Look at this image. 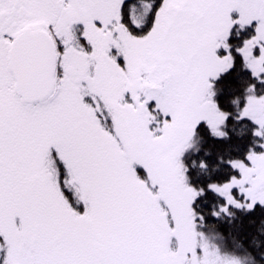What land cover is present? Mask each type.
<instances>
[{
    "label": "snow or ice",
    "instance_id": "obj_1",
    "mask_svg": "<svg viewBox=\"0 0 264 264\" xmlns=\"http://www.w3.org/2000/svg\"><path fill=\"white\" fill-rule=\"evenodd\" d=\"M209 194L264 208V0H0V264H210Z\"/></svg>",
    "mask_w": 264,
    "mask_h": 264
},
{
    "label": "trees",
    "instance_id": "obj_2",
    "mask_svg": "<svg viewBox=\"0 0 264 264\" xmlns=\"http://www.w3.org/2000/svg\"><path fill=\"white\" fill-rule=\"evenodd\" d=\"M232 79V77L226 78L217 85L218 93L222 96L220 101L225 103L226 107H230L227 104L235 95L230 92ZM194 140V146L189 151L188 157L199 160L207 149L212 153L207 157L210 166L216 163L217 153L224 155L225 158L231 155L239 156L243 154L248 144L247 137L238 138L235 133H232V139L227 144L206 143L199 137H195ZM225 148L230 150L225 152ZM198 149L199 154H197ZM232 149H238V151H231ZM205 199L207 203H201L198 210L205 216V221L197 228V231L214 235L213 247L210 250L222 257L231 258L236 264H257V261L259 264H264V259L261 258L264 254V208L257 205L248 213L237 210L236 216L229 222L228 218L217 220L212 217L210 212L214 203L213 197L209 194Z\"/></svg>",
    "mask_w": 264,
    "mask_h": 264
},
{
    "label": "rangeland",
    "instance_id": "obj_3",
    "mask_svg": "<svg viewBox=\"0 0 264 264\" xmlns=\"http://www.w3.org/2000/svg\"><path fill=\"white\" fill-rule=\"evenodd\" d=\"M194 142L195 140L193 138V140L191 141L190 150L193 148ZM213 238L214 235L212 234L199 233L196 230L194 235H191L187 238L189 243V248H188L189 254L191 255L192 248L197 249V251L204 249L209 254L207 259L209 260L210 264H230V262L233 261L231 258L222 257L219 254L212 252V250H210L213 247ZM175 246H176V242L173 241L172 247L175 248ZM200 254H201V259H204L203 252H201Z\"/></svg>",
    "mask_w": 264,
    "mask_h": 264
},
{
    "label": "clouds",
    "instance_id": "obj_4",
    "mask_svg": "<svg viewBox=\"0 0 264 264\" xmlns=\"http://www.w3.org/2000/svg\"><path fill=\"white\" fill-rule=\"evenodd\" d=\"M261 258H262V259H264V254H262ZM257 264H259V262H258V261H257Z\"/></svg>",
    "mask_w": 264,
    "mask_h": 264
}]
</instances>
